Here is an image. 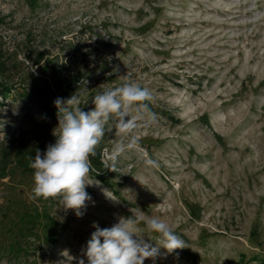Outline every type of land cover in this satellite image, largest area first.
Returning <instances> with one entry per match:
<instances>
[{"label":"rangeland","instance_id":"obj_1","mask_svg":"<svg viewBox=\"0 0 264 264\" xmlns=\"http://www.w3.org/2000/svg\"><path fill=\"white\" fill-rule=\"evenodd\" d=\"M0 47V264H87L93 224L132 215L188 245L144 264H264V0H0ZM77 72L64 97L49 87ZM128 82L151 91L156 120L105 125L82 215L32 199L23 144L56 142V98L87 112Z\"/></svg>","mask_w":264,"mask_h":264},{"label":"clouds","instance_id":"obj_2","mask_svg":"<svg viewBox=\"0 0 264 264\" xmlns=\"http://www.w3.org/2000/svg\"><path fill=\"white\" fill-rule=\"evenodd\" d=\"M35 71V69L33 70ZM153 99L148 88L138 83L128 82L115 88L105 89L94 96V108L83 111L79 107L78 97L72 95L67 100L56 98L54 104L58 110L59 133L54 134L56 142L47 146L41 154L37 150L35 157H30V167L34 170L32 199L44 200L60 198L64 209L75 210L82 215L81 209L91 196L86 191L87 177L92 170L90 156H95L96 147L105 133V125L111 119L117 121V134L126 135L138 120L147 117L146 123H154L156 114L149 109ZM133 110L135 115H132ZM124 145L114 150L112 164L114 171L116 157L124 151ZM146 165L156 167L152 159ZM143 223L147 232L156 233V246L146 242L141 236L139 224ZM95 231L82 249L87 264H144L146 259L159 257L160 248L167 253L188 247L186 241L177 234L165 220L159 217H120L110 228H100L94 223ZM78 264H85L80 258Z\"/></svg>","mask_w":264,"mask_h":264},{"label":"trees","instance_id":"obj_3","mask_svg":"<svg viewBox=\"0 0 264 264\" xmlns=\"http://www.w3.org/2000/svg\"><path fill=\"white\" fill-rule=\"evenodd\" d=\"M7 71V65L3 60V50L0 47V79H2V75L3 73H5ZM78 74L75 73V75H70L68 74L67 77H64L63 79L61 77H53L51 82L49 83V87H52L56 92L60 93V95H62L63 97L66 95V93L68 91H71V88L73 86V84L75 83V79L79 78L76 77V75ZM10 85L1 81L0 80V93H4L6 94V89L9 87ZM56 112H58V110H55ZM47 145H45L44 143H34V142H26L23 144V150H24V154H25V159L30 161V157H35L37 150H39L41 152V154L43 155V153L46 151ZM90 160L91 163L95 166L101 167L104 166V164L101 161V156H100V152L96 153L95 156H90Z\"/></svg>","mask_w":264,"mask_h":264}]
</instances>
